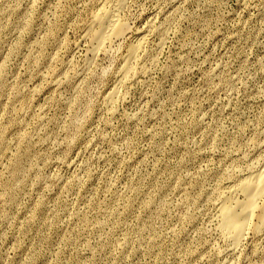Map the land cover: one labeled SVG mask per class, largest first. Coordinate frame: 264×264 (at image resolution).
I'll use <instances>...</instances> for the list:
<instances>
[{
    "label": "rangeland",
    "instance_id": "374dc122",
    "mask_svg": "<svg viewBox=\"0 0 264 264\" xmlns=\"http://www.w3.org/2000/svg\"><path fill=\"white\" fill-rule=\"evenodd\" d=\"M120 3L0 0V264H264L219 228L264 168V0H126L95 48Z\"/></svg>",
    "mask_w": 264,
    "mask_h": 264
},
{
    "label": "bare ground",
    "instance_id": "6f19581e",
    "mask_svg": "<svg viewBox=\"0 0 264 264\" xmlns=\"http://www.w3.org/2000/svg\"><path fill=\"white\" fill-rule=\"evenodd\" d=\"M124 1L126 0H121L120 5L112 9L103 7L92 17L93 19L87 28L89 30L87 35L92 37L95 42V48L104 46L108 41H112L116 37L119 38L123 31L126 30L119 17V11ZM135 48L136 46H131L127 50L128 55L126 56L125 66H123L122 73L120 72L121 81L125 78L128 79L127 76L131 73L136 53ZM92 50L95 51V49ZM121 81L119 80V82ZM235 185V189L229 193L224 194L225 192H223L224 195L221 193V218H219L221 219L219 228L222 231V235L224 234L223 236L232 242L234 248L237 247L236 245L242 238H245L243 237L244 233L252 222V231L259 234L264 230V168L262 167V170L249 174L240 181L238 180ZM238 192L244 194L246 200H238L239 198L236 195Z\"/></svg>",
    "mask_w": 264,
    "mask_h": 264
}]
</instances>
